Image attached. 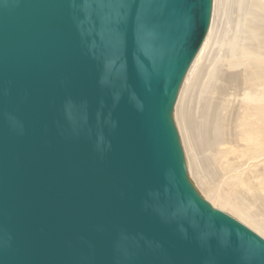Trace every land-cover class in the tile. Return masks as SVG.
Instances as JSON below:
<instances>
[{"label": "water", "instance_id": "95a60500", "mask_svg": "<svg viewBox=\"0 0 264 264\" xmlns=\"http://www.w3.org/2000/svg\"><path fill=\"white\" fill-rule=\"evenodd\" d=\"M213 5L0 0V264H264L174 119Z\"/></svg>", "mask_w": 264, "mask_h": 264}, {"label": "bare ground", "instance_id": "6f19581e", "mask_svg": "<svg viewBox=\"0 0 264 264\" xmlns=\"http://www.w3.org/2000/svg\"><path fill=\"white\" fill-rule=\"evenodd\" d=\"M174 114L195 186L264 237V0H214Z\"/></svg>", "mask_w": 264, "mask_h": 264}, {"label": "rangeland", "instance_id": "374dc122", "mask_svg": "<svg viewBox=\"0 0 264 264\" xmlns=\"http://www.w3.org/2000/svg\"><path fill=\"white\" fill-rule=\"evenodd\" d=\"M221 23H222V25H223V20H222V17L220 16L218 19H217V27H219V29H221ZM217 33L219 34V30H217ZM175 115V114H174ZM177 122V121H176ZM177 126H178V124H177ZM179 128V127H178ZM179 132H180V130H179ZM180 136H181V133H180ZM182 138V137H181ZM182 140V139H181ZM182 144H183V142H182ZM183 149L185 150V147H184V144H183ZM185 154H186V151H185ZM188 173H189V171H188ZM190 174V173H189ZM189 177H191V176H189ZM191 179V178H190ZM196 188H198L197 186H196ZM198 191L200 192V193H202V191L198 188ZM202 196H204L203 195V193H202ZM204 198H205V196H204ZM216 208V207H215ZM218 208V207H217ZM219 209V208H218ZM241 222V221H240ZM244 224V223H243ZM247 226V225H246ZM249 227V226H248ZM250 228V227H249ZM254 231V230H253ZM257 233V232H256ZM261 236V235H260ZM264 238V237H263Z\"/></svg>", "mask_w": 264, "mask_h": 264}]
</instances>
